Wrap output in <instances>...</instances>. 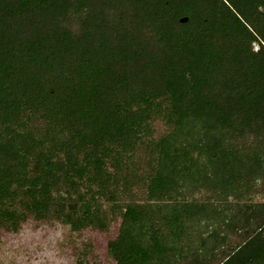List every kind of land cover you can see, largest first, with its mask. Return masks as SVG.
<instances>
[{"label":"trees","instance_id":"1","mask_svg":"<svg viewBox=\"0 0 264 264\" xmlns=\"http://www.w3.org/2000/svg\"><path fill=\"white\" fill-rule=\"evenodd\" d=\"M257 197L264 0H0V235L116 224L115 264H264Z\"/></svg>","mask_w":264,"mask_h":264},{"label":"rangeland","instance_id":"2","mask_svg":"<svg viewBox=\"0 0 264 264\" xmlns=\"http://www.w3.org/2000/svg\"><path fill=\"white\" fill-rule=\"evenodd\" d=\"M155 129L159 136L163 127L158 124ZM254 200L264 201L259 197ZM116 232V224L105 234L91 230L76 233L58 223L30 220L17 233H1L0 264H115L107 256L106 244ZM85 245L91 246L92 255L86 254Z\"/></svg>","mask_w":264,"mask_h":264},{"label":"water","instance_id":"3","mask_svg":"<svg viewBox=\"0 0 264 264\" xmlns=\"http://www.w3.org/2000/svg\"><path fill=\"white\" fill-rule=\"evenodd\" d=\"M187 19L186 18H183V19H181V22H185Z\"/></svg>","mask_w":264,"mask_h":264}]
</instances>
